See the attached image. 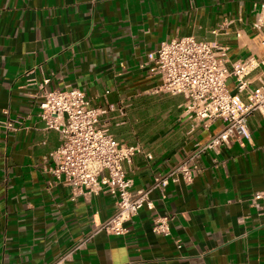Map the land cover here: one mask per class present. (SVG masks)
<instances>
[{
	"label": "crops",
	"instance_id": "obj_1",
	"mask_svg": "<svg viewBox=\"0 0 264 264\" xmlns=\"http://www.w3.org/2000/svg\"><path fill=\"white\" fill-rule=\"evenodd\" d=\"M263 3L0 0V264H264V198L251 202L264 192L258 113L247 121L250 141L237 135L202 156L191 185L153 191V209L141 208L122 234L99 230L112 196H73L49 171L60 138L38 117L44 79L45 90L83 91L116 140L140 146L122 166L131 190L148 188L223 128L185 114L184 97L160 88L153 55L192 36L225 48L230 64L253 60L250 86H264V36L252 27ZM156 215L169 216V236L153 233Z\"/></svg>",
	"mask_w": 264,
	"mask_h": 264
},
{
	"label": "built area",
	"instance_id": "obj_2",
	"mask_svg": "<svg viewBox=\"0 0 264 264\" xmlns=\"http://www.w3.org/2000/svg\"><path fill=\"white\" fill-rule=\"evenodd\" d=\"M252 27L264 36V3L255 14ZM153 60L160 88L170 95L184 97L185 114L206 122L221 120L223 128L205 143L196 144L187 160L154 177L145 189L131 190L132 180L122 166L143 153L140 146L116 140L101 121L105 111L92 106L83 91L45 90L43 86L50 80L46 78L42 82L38 117L44 130L55 131L60 138L59 147L49 154L52 162L49 171L57 181L71 188L73 196L81 195L88 200L101 194L112 196L114 212L99 226V230L112 234H122L124 224L141 208L153 209L150 199L153 191L163 192L170 182L191 185L201 171L202 156L217 153L237 135L250 141L249 117L254 113L264 117V86L253 88L248 78L253 60L230 64L225 48L192 36L162 42ZM229 78L234 80L233 91L227 87ZM5 127L14 130L10 120ZM263 198L264 192L256 193L251 199L252 206L259 208L258 202ZM152 231L157 236H169V216L153 217ZM88 239L80 241L75 249L83 247ZM175 244L180 246L179 241Z\"/></svg>",
	"mask_w": 264,
	"mask_h": 264
}]
</instances>
